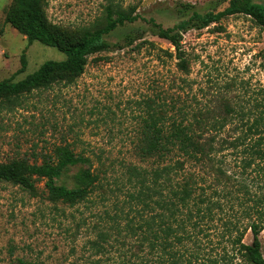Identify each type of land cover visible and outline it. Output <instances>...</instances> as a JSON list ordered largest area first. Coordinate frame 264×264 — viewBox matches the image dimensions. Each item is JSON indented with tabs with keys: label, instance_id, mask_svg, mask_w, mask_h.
I'll return each instance as SVG.
<instances>
[{
	"label": "trees",
	"instance_id": "trees-1",
	"mask_svg": "<svg viewBox=\"0 0 264 264\" xmlns=\"http://www.w3.org/2000/svg\"><path fill=\"white\" fill-rule=\"evenodd\" d=\"M46 4L47 0H12L4 20L25 35L27 46L37 41L65 57L44 61L18 81L0 80V102L73 82L88 57L99 52L144 44L155 50L144 32L173 48L164 53L175 59L181 74L170 79V87L176 86L179 93L168 98L157 93L143 101L130 159L105 162L94 154L93 160L66 144L39 164L22 158L0 162V180L35 196V181L43 179L54 204L78 213H70L75 231L65 232L72 238L69 252L74 254L79 228L84 227L80 251L86 255L80 264H264L259 237L264 229V187L253 191L250 186L254 178L264 182V97L247 112L240 104L235 107L225 92L201 101L193 91L191 61L182 46L188 30L212 24L219 28L220 20L230 15L243 14L264 27V5L256 0H207L197 6L175 0L172 8L184 18L163 27L141 16L133 3L105 0L103 25L73 36L48 20ZM138 20L146 27L111 39L112 33ZM20 63L22 72L24 52ZM234 118L241 127H226ZM76 165L82 166L77 175L80 186L56 183L63 171ZM248 232L250 243L244 242Z\"/></svg>",
	"mask_w": 264,
	"mask_h": 264
},
{
	"label": "rangeland",
	"instance_id": "rangeland-1",
	"mask_svg": "<svg viewBox=\"0 0 264 264\" xmlns=\"http://www.w3.org/2000/svg\"><path fill=\"white\" fill-rule=\"evenodd\" d=\"M123 1L135 4L141 16L151 17L163 27L184 18L172 8L175 0ZM182 1L202 6L207 0ZM256 1L264 5V0ZM11 2L0 0V80L18 81L44 61L62 60L65 55L37 41L27 46L25 35L4 20ZM104 4L105 0H47L45 11L52 24L74 36L103 25ZM215 25L188 30L182 36L191 61L193 91L201 101L225 92L232 103L250 111L255 100L264 97V27L243 14L221 19L219 28ZM145 27L146 23L138 20L112 33L111 39L120 38L131 28ZM143 36L155 50L144 44L99 52L88 57L83 73L73 82L34 89L0 102V162L22 158L39 164L57 146L66 144L93 160L94 154L105 162L130 159L143 101L157 93L177 97L179 91L170 87V79L181 75L175 59L164 53L173 49L171 45L149 32ZM23 52L26 67L19 72ZM226 83L232 86L227 88ZM233 124L241 127L237 118L226 127ZM81 169L80 165L69 167L56 183L68 188L80 186L77 175ZM251 176L255 177L254 173ZM253 181V191L264 187L260 178ZM35 185L36 195L32 196L18 185L0 180V264H19V259L38 264L82 263L86 255L80 251L84 227L79 228L74 254L69 252L72 238L65 232L75 231L70 213L76 217L78 213L60 202L54 204L43 179H37ZM259 237L264 256V229ZM250 241L248 232L244 242Z\"/></svg>",
	"mask_w": 264,
	"mask_h": 264
}]
</instances>
